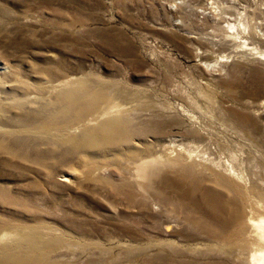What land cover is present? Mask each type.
Here are the masks:
<instances>
[{
  "label": "rangeland",
  "instance_id": "374dc122",
  "mask_svg": "<svg viewBox=\"0 0 264 264\" xmlns=\"http://www.w3.org/2000/svg\"><path fill=\"white\" fill-rule=\"evenodd\" d=\"M259 215L264 0H0V264H251Z\"/></svg>",
  "mask_w": 264,
  "mask_h": 264
},
{
  "label": "bare ground",
  "instance_id": "6f19581e",
  "mask_svg": "<svg viewBox=\"0 0 264 264\" xmlns=\"http://www.w3.org/2000/svg\"><path fill=\"white\" fill-rule=\"evenodd\" d=\"M137 169H138L136 176V178L138 179L137 182L139 186L143 189H147L150 186L152 182L151 180L154 176L160 177L163 175L161 170L152 167V162L141 163L138 165ZM163 176L164 177L162 181L164 182V184L160 185L159 187L162 188L165 193H168L166 192L168 189L167 184H169L170 182L165 178V175ZM171 186L175 190V184L171 183ZM259 216L261 217L256 220L255 219L252 220V227L256 231V235L259 239L258 241L259 247L254 249V252L250 256L251 264H264V215H259Z\"/></svg>",
  "mask_w": 264,
  "mask_h": 264
}]
</instances>
